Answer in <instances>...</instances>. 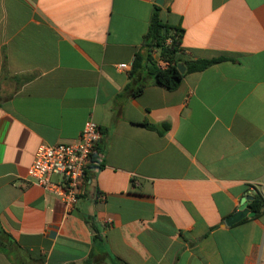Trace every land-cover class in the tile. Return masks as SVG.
I'll return each instance as SVG.
<instances>
[{"label": "crops", "instance_id": "0c3cea01", "mask_svg": "<svg viewBox=\"0 0 264 264\" xmlns=\"http://www.w3.org/2000/svg\"><path fill=\"white\" fill-rule=\"evenodd\" d=\"M155 1L0 0V264L264 261V217L224 223L264 199V0L159 6L185 57L225 58L173 91L130 74ZM88 120L103 167L68 210L27 169Z\"/></svg>", "mask_w": 264, "mask_h": 264}, {"label": "built area", "instance_id": "2783aa9c", "mask_svg": "<svg viewBox=\"0 0 264 264\" xmlns=\"http://www.w3.org/2000/svg\"><path fill=\"white\" fill-rule=\"evenodd\" d=\"M157 65L164 68L167 63L160 59ZM117 67L128 69L127 64ZM101 138L98 125L88 120L75 142L40 145L27 169L28 182L59 199L68 210L72 209L80 197L88 172L103 167V154L98 146ZM98 199L103 200V197Z\"/></svg>", "mask_w": 264, "mask_h": 264}, {"label": "trees", "instance_id": "16d2710c", "mask_svg": "<svg viewBox=\"0 0 264 264\" xmlns=\"http://www.w3.org/2000/svg\"><path fill=\"white\" fill-rule=\"evenodd\" d=\"M159 6H154L152 16L150 19L148 30L144 36L143 51L136 53L130 74L145 71L146 74L153 79V82L159 86L164 87L169 91L178 88L182 79L191 73L201 72L208 67L223 61L224 57L211 58V59H190L184 56L182 48L183 30L179 26H171L166 22L161 21L159 17ZM157 52L158 57L167 63V66L161 68L157 65L153 54ZM182 65L185 68L184 73H180L178 66ZM144 88L140 85L135 91V95H139ZM142 126L155 129L147 123L141 124ZM164 130L168 129V125H162ZM249 209L253 212V218L264 217V199L259 193L252 195V200L249 203ZM93 232L92 240L94 242H102L99 230L94 224H91ZM1 234H4L0 230ZM91 261L87 260L85 264H90Z\"/></svg>", "mask_w": 264, "mask_h": 264}, {"label": "water", "instance_id": "95a60500", "mask_svg": "<svg viewBox=\"0 0 264 264\" xmlns=\"http://www.w3.org/2000/svg\"><path fill=\"white\" fill-rule=\"evenodd\" d=\"M164 2H165V0H156L155 4L157 6H163ZM178 69H179L180 73H184V71H185V68L182 65H179ZM251 200H252V196H246L244 198L243 203L238 208V210L225 220V222H224L225 225L226 226H231V225H233L235 223H238L239 221H241L242 219H244L246 217H252L254 213L251 212L249 207H248V204H249V202Z\"/></svg>", "mask_w": 264, "mask_h": 264}]
</instances>
